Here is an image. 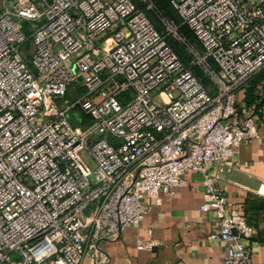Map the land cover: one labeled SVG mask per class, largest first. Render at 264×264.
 I'll use <instances>...</instances> for the list:
<instances>
[{
    "label": "built area",
    "instance_id": "obj_1",
    "mask_svg": "<svg viewBox=\"0 0 264 264\" xmlns=\"http://www.w3.org/2000/svg\"><path fill=\"white\" fill-rule=\"evenodd\" d=\"M168 1L201 46L187 49L210 87L169 44L184 41L178 25L159 14L158 29L133 0H3L0 264H106L100 240L139 224L142 197L159 204L189 170L200 175L201 212L215 217L210 238L225 244L221 264H261L217 168L247 164L239 147L262 138V94L247 103L245 89L264 68V0ZM72 114L90 121L74 125Z\"/></svg>",
    "mask_w": 264,
    "mask_h": 264
},
{
    "label": "crops",
    "instance_id": "obj_2",
    "mask_svg": "<svg viewBox=\"0 0 264 264\" xmlns=\"http://www.w3.org/2000/svg\"><path fill=\"white\" fill-rule=\"evenodd\" d=\"M255 94L253 99L258 94L263 99L264 81ZM257 123L262 138L239 147L238 159L247 164L230 171L226 166H219L217 184L229 199L243 206L251 228L246 243L252 261L264 264V195L258 192L264 184V122L258 118ZM183 179V185L175 193L161 194L159 204L154 197L144 195L146 213L142 221L123 227L116 237L100 240L106 264H221L225 244L210 238L211 232L217 230L214 214L203 213L199 208L200 175L189 170ZM139 241H150L153 246L149 250L138 249ZM81 264H94V261L84 257Z\"/></svg>",
    "mask_w": 264,
    "mask_h": 264
},
{
    "label": "trees",
    "instance_id": "obj_3",
    "mask_svg": "<svg viewBox=\"0 0 264 264\" xmlns=\"http://www.w3.org/2000/svg\"><path fill=\"white\" fill-rule=\"evenodd\" d=\"M139 7H141L145 13L147 14V16L149 17V19L152 21V23L158 28L161 29L162 26H158L157 24H155L154 22V17L152 15L151 11H155L158 14L171 19L172 21H175V19H173L171 17L170 12H167L166 10V6H170L172 8H174L168 0H153V3L155 5V10H148L146 9L143 5L140 4L139 0H133ZM180 19V18H179ZM178 25V32L179 34L184 38L185 40V44L187 45H191L192 43H198V40L196 39L195 35L192 33V31L185 25L183 24L181 21L180 23H176ZM167 40L169 42V44L171 45V47L173 48V50L179 55V57L181 58V60L183 61V63L186 66H190L192 69L193 74L201 81V83L205 86L208 84V79L210 80L208 74L202 70L200 67H195V65H191V61L193 58V55L188 51L187 47H185V45L183 46L182 43L178 42L176 39H174L171 35L167 37ZM211 66L213 70H216V65L214 62L211 61ZM261 81H264V68L261 69L259 72H257L255 75H253L249 81H248V86L246 87V102H251L253 100V98L255 97V91L258 90V86L260 84ZM211 84V81H210ZM264 96V94H263ZM262 101H264V97L262 99ZM70 119L71 122L74 124L75 122L77 123L79 121H84V122H89L90 119L87 116L84 115H70Z\"/></svg>",
    "mask_w": 264,
    "mask_h": 264
},
{
    "label": "rangeland",
    "instance_id": "obj_4",
    "mask_svg": "<svg viewBox=\"0 0 264 264\" xmlns=\"http://www.w3.org/2000/svg\"><path fill=\"white\" fill-rule=\"evenodd\" d=\"M2 7H3V0H0V12L2 11ZM166 10H167V12H170V14H171V17L173 18V19H175V21H176V23H180V21H181V18L179 17V15H178V13H177V11L174 9V8H172V7H170V6H166ZM152 12V15H153V17H154V22H155V24H157L158 26H162V23H161V18H160V15L157 13V12H155V11H151ZM180 18V19H179ZM181 36V35H180ZM172 37L174 38V39H176L178 42H180V43H182L183 44V46L185 45V47H187V44H185V40L183 41V40H179V38H178V36H176V35H172ZM182 37V36H181ZM183 38V37H182ZM188 46H190L191 48H193V50L195 51V52H197V53H201V46H200V44L199 43H192L191 45H188ZM22 50H23V52L26 54V57H27V60L28 61H30V58H31V53H32V51H33V45H32V43L30 42V41H27L26 43H24V45L22 46ZM195 65V67L197 66V67H200L202 70H203V67L200 65V64H194ZM210 65H211V63H210ZM207 80H208V84L206 85V86H208V87H210L211 86V84H210V80L208 79V77H207ZM83 92V89H78V91H74V92H72L71 90L68 92V96L66 97V99H70L69 101H72L73 100V96L74 97H77V96H79L81 93ZM73 95V96H72ZM76 113V112H75ZM72 115H75V114H72ZM81 122V121H80ZM84 123V122H83ZM78 124H80L79 123V121L76 123H74V125H78ZM81 155H82V157L85 159V161L88 163V165L89 166H92V161H91V159H90V157L88 156V154L85 152V151H83L82 153H81Z\"/></svg>",
    "mask_w": 264,
    "mask_h": 264
}]
</instances>
